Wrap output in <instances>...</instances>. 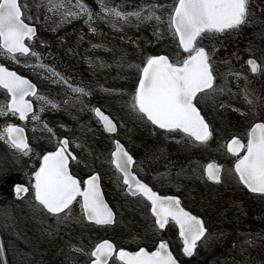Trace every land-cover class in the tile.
Here are the masks:
<instances>
[{"label": "rangeland", "instance_id": "obj_1", "mask_svg": "<svg viewBox=\"0 0 264 264\" xmlns=\"http://www.w3.org/2000/svg\"><path fill=\"white\" fill-rule=\"evenodd\" d=\"M46 2L47 0L21 1L27 21L37 26L36 38L29 45L40 54L41 62L64 77L67 83L58 81L47 71L24 67V57H19V62H14L0 55L1 63L27 76L36 84L39 93L46 96L48 101L58 104L55 108L50 104L45 106L34 98V111L39 114V120L33 121L30 115L22 124L29 127V145L32 149L29 155H23L0 139V169L10 170L18 182L25 179L30 171L33 162L31 154L36 152L40 145L58 143V139L63 136L72 143L80 162L89 161L95 156L101 163H105L113 138L94 118L92 109L96 106L110 112L115 119L118 126L115 138L122 139L124 143H131L133 138L142 139L143 119L130 107L134 94L133 86L139 71L137 66H142L146 57L156 54L169 55L170 60L175 62V54L182 53V50L176 47L178 42L167 29L169 8L156 9V14L165 21L163 23L155 19L137 20L135 17H129L125 22L114 16L101 18L104 13L101 12L97 0H82L93 13V32L85 24L87 16L65 19L63 13L66 9L47 11L42 6ZM105 3L109 8L119 6L123 12L139 11L143 7L142 15L147 16L150 11L147 5H171L173 0H105ZM249 6L256 10L254 15L259 24L258 33L264 35V0H249ZM70 9L77 11L71 6ZM252 14L250 12V15ZM206 42L208 39L203 40L201 46H205ZM261 44L264 48V37H261ZM66 49L70 50V53ZM261 58V74H264V56L261 55ZM27 62L35 64L37 61L35 57H29ZM227 63L218 59L217 66L223 67ZM231 69L240 75L244 74L241 68ZM222 74L224 80V72ZM240 81L237 78L233 82ZM248 84L246 81L244 87ZM75 87L84 88L90 94H74L70 89ZM240 87L243 86H238ZM7 99L6 92L0 89V104H4ZM247 120L244 115V121ZM244 121L241 120L239 124ZM12 123H18L17 116H0V130ZM45 124L47 128L44 127ZM212 145L218 147L215 140L200 145L197 153L199 158L191 163L187 161L193 165V168L190 165L187 167L194 174L203 165L204 158L214 154ZM179 149L185 155L192 151L190 143L184 140L179 142ZM89 164L95 166L97 162L90 161ZM75 167L81 166L76 162ZM109 178V174L104 177L107 189H110V184L106 181ZM234 184L236 185L226 171L218 186L225 189L229 187V192H232L236 190ZM213 190L219 191L217 185ZM9 191L10 186L0 187V224L5 245H13L12 241L36 242L38 233L30 226L41 225L35 228L46 233L44 238L51 239V264H87L91 258L88 253L92 246L102 239H111L118 249H132L137 246L153 248L158 240L165 239L173 253L182 257L181 243L175 226L169 224L166 230H157L144 204L125 195H105L116 214L115 223L94 226L84 221L78 202L72 205L67 219H58L41 212L35 202L33 203L32 195L15 198L12 191L9 195ZM197 197L200 206L193 207L192 210L203 217L207 234L206 238L198 242L194 255L184 259V264H264V196L246 194ZM189 200L186 201V206L192 205ZM215 224L217 226L212 227ZM24 225L27 228H24ZM55 248L59 250L57 256ZM27 254L28 252L21 254L19 264L30 263ZM10 262L17 264L14 255L11 256ZM109 264L119 262L113 258Z\"/></svg>", "mask_w": 264, "mask_h": 264}, {"label": "snow or ice", "instance_id": "obj_2", "mask_svg": "<svg viewBox=\"0 0 264 264\" xmlns=\"http://www.w3.org/2000/svg\"><path fill=\"white\" fill-rule=\"evenodd\" d=\"M97 2L104 13L101 18L114 16L125 22L129 17H135L137 20L155 19L163 23L165 21L156 14V9H170L167 13V29L178 42L176 47L182 53L175 54V62L170 60L169 55L157 54L146 57L142 66H137L141 74L130 107L140 118H146L161 130L183 133L186 137L205 144L211 138L212 132L197 104L201 99H213L224 94L225 89L217 84L218 76L213 69L210 55L201 46V42L236 31L248 22L249 0H173L171 5H147L150 9L147 16L142 15L143 7L139 11L123 12L119 6L109 8L105 0ZM42 6L47 11L66 9L63 13L65 19L85 15V24L95 31L91 27L93 13L82 0H47ZM70 6L77 11H71ZM25 20L24 10L18 0H0V55L14 62H19L18 58L24 57V67L47 71L58 81L67 83L64 77L42 63L40 54L26 43L35 40L37 29ZM112 26L115 27V24ZM29 57H35L37 62L28 63ZM247 63L252 73L259 70L254 59H249ZM0 89L5 90L8 97L4 104H0V116L11 114L26 121L31 114L32 120L38 121L39 114L33 110V104L28 97L35 98L42 105L58 107V104L48 101L46 96L39 93L36 85L29 79L4 65H0ZM70 90L82 96L90 94L84 88L75 87ZM244 94L247 102L253 104L248 99L247 89ZM43 110L42 107L41 111ZM92 111L102 122L106 132H116V125L109 116L99 108H93ZM44 127L47 128V125ZM0 139L25 156L32 151L23 127L6 125L0 130ZM68 143L66 138L59 141L56 150L44 154L38 170L34 171V183L30 181V187L34 193L35 206L58 219H67L72 205L78 202L88 221L101 226L114 223L113 211L101 192L99 175L90 176L83 182L82 187L81 181L71 173L69 162L76 157L67 152ZM227 151L237 157L234 171L239 181L250 192L264 195V123H255L250 128L246 144L233 138L227 145ZM241 151L244 152L242 156ZM111 157V164L120 174L128 192L150 202L157 230H166L171 222L182 243L183 256H193L198 242L206 238L207 229L203 220L181 207L178 198L161 196L149 185L141 182L131 171L135 163L133 156L119 141L115 142V151L111 153ZM220 171V167L214 163L206 166L208 177L216 182H220ZM4 186H10L17 198L29 192V187L19 183L10 170L0 169V187ZM88 255L92 257L91 264H109L113 258L119 264H179L169 249V243L163 239L154 250L139 247L137 251L120 249L118 252L113 243L105 240L97 244Z\"/></svg>", "mask_w": 264, "mask_h": 264}, {"label": "flooded vegetation", "instance_id": "obj_3", "mask_svg": "<svg viewBox=\"0 0 264 264\" xmlns=\"http://www.w3.org/2000/svg\"><path fill=\"white\" fill-rule=\"evenodd\" d=\"M20 4L22 6V3ZM249 8L250 12L253 14L248 16V22L236 31L222 34L215 39H208L206 45L203 46L206 51H208L213 64V69L218 76L217 84L224 87L225 92L222 95H217L213 99H201L197 104V107L201 111V115L204 116L212 132V136L207 142L215 140L218 144V147L212 145L213 148L211 149L214 154L204 158V163L199 167V171L194 174L188 169L187 165H190L193 168V165L189 163L196 161V159L199 158L197 154L198 147L204 144H200L199 142L186 137L183 133H169L161 130L157 126L152 125L151 122L147 121L145 118L143 119V130L141 131V134L143 135L142 139L138 138L137 140L133 138L131 139V143H124L122 139L115 138L116 133L118 132L117 126L116 133L111 135L113 140L109 149L108 160L105 163H101L95 156H90L91 158L89 161L80 162V157L73 149L72 143L69 142L67 137L63 136L69 142L67 152L76 157L75 160H70L69 162L70 171L81 181L82 187H84L83 182L90 176L98 174L100 177L99 184L103 195H125L131 200L142 202L146 211L152 217V222L154 224L150 202L146 201L141 196L131 195L128 192L127 187L123 184L120 174L116 172L114 166L111 164V153L115 151V141L120 140L124 145V149L134 158L135 163L131 168L132 173L136 175L141 182L149 185L153 191L157 192L159 195L178 197L181 201V205L191 212H194L192 210L193 207L197 208V206H200L197 195L247 194L264 196L261 194L250 193L245 190L234 171V164L237 157L227 151V145L233 138L239 139L241 143L246 144L247 132L250 128L255 123H264V74H261L263 67L261 55L264 56L261 37H264V35L258 33L259 24L256 21V15H254L256 10L252 6H249ZM66 51L70 53V50L66 49ZM218 59H221L223 62L226 61L229 64L227 63L225 66L219 67L217 66ZM249 59H254L259 65V70L256 73H252L251 68L248 65L247 61ZM231 68H241L244 74L239 76L230 75L229 73H238ZM222 72H224V80L222 79ZM243 75L246 79H243ZM139 77L140 71H138L136 81L134 82V91ZM237 78L241 81L238 83L233 82L234 79ZM252 79L254 80L252 81ZM246 81H248L249 84L244 87ZM238 86L243 87L238 88ZM245 89H247L248 92V99L253 101V104L251 105L245 99ZM29 100L34 102L33 97H29ZM218 104L223 106H219ZM94 108H99L106 112L116 123L110 112L99 106ZM244 115L248 118L246 122L244 121ZM93 116L101 127L100 121L95 117L94 112ZM241 120L244 122L239 124ZM26 121H21L18 118V123L15 124H19L25 129L27 141L29 143V127L27 128L25 125H22ZM63 137H60L58 142ZM183 140L188 141L192 147V151L189 155L182 154L179 149V142ZM57 146L58 143L40 145L37 151H34V153L31 154L30 157L33 162L30 166V171H28L26 178L19 182L26 187H29V192L24 193V195H32V197H34V193L30 187V181L34 183L33 173L35 170H38L39 164L42 161V156L49 151H55ZM88 151H92L93 153L98 152V150ZM243 154L244 152L241 151L240 155L242 156ZM90 161H96L97 165L93 166L89 164ZM187 161L189 163H187ZM76 162L80 164L81 167L76 168ZM210 163H214L220 167V182L222 181L224 173L228 171L232 182L236 183V185L234 184V187H236L237 191L233 190L232 192H229V187L226 189L221 188L218 186L220 182L208 178V175L206 174V166ZM106 174L110 175V178L106 180L107 183L110 184V189H107L104 184V177ZM216 185L219 191L213 190ZM224 189L226 190L225 192ZM188 199H190L188 202H192V205L186 206L185 203ZM39 210L47 215L53 216L48 214L46 210H41L40 208ZM169 224L172 223L169 222ZM34 226L40 227L41 225ZM215 226H217V224L212 227ZM35 227L30 226V228L34 229L33 231H35V233H38V237L35 240L36 242H34V240L12 241L11 244L13 245L7 246L5 245L4 240L5 251L10 264L12 255L15 256V261L19 264L22 259L20 256L23 252H28L27 259L30 263L27 264H51L50 260H52L53 254L51 239L44 238L47 236L46 233L37 230ZM24 228H27V226L24 225ZM0 230L3 231L1 224ZM47 231L48 230H46V232ZM138 247L141 246L134 247L131 250H135ZM58 253L59 250L56 249L55 255L57 256Z\"/></svg>", "mask_w": 264, "mask_h": 264}, {"label": "water", "instance_id": "obj_4", "mask_svg": "<svg viewBox=\"0 0 264 264\" xmlns=\"http://www.w3.org/2000/svg\"><path fill=\"white\" fill-rule=\"evenodd\" d=\"M32 26H34V25H32ZM35 27V26H34ZM0 65H3V64H0ZM24 77V76H23ZM26 78V77H25ZM28 79V78H27ZM139 82V81H138ZM137 86H138V83H137ZM136 86V87H137ZM105 114V113H104ZM105 115H107V114H105ZM101 122V121H100ZM101 124H102V122H101ZM102 126H103V124H102ZM20 127V126H19ZM104 128V127H103ZM105 130V129H104ZM62 140H64V138H62L60 141H62ZM116 142V141H115ZM120 143V142H119ZM121 144V143H120ZM122 145V144H121ZM235 166V165H234ZM207 173V172H206ZM90 178V177H89ZM88 178V179H89ZM247 189V188H246ZM248 190V189H247ZM249 191V190H248ZM102 192V191H101ZM250 192V191H249ZM103 195V194H102ZM23 196V194L21 195V197ZM14 197L15 198H17L16 196H15V194H14ZM172 197H175V196H172ZM103 198H104V195H103ZM177 198V197H176ZM104 200H105V198H104ZM105 202L107 203V201L105 200ZM107 205L109 206V204L107 203ZM110 207V206H109ZM182 207V206H181ZM111 208V207H110ZM186 210V209H185ZM113 211V210H112ZM186 211H188V210H186ZM190 212V211H189ZM191 213V212H190ZM113 214H114V212H113ZM193 214V213H192ZM193 215H195V216H197L198 218H200L201 219V217L200 216H198V215H196V214H193ZM85 218V217H84ZM85 220L86 221H88L86 218H85ZM114 220H115V214H114ZM88 222H90V221H88ZM93 223V222H92ZM113 224V223H112ZM111 225V224H110ZM105 240H108V239H104V240H101V241H99L97 244H99V243H102L103 241H105ZM109 242H111V243H113L112 241H110V240H108ZM96 244V245H97ZM95 245V246H96ZM114 245V244H113ZM156 246H158V244L156 245ZM95 248V247H94ZM170 249V248H169ZM182 249V248H181ZM124 250H126V249H124ZM138 250V249H137ZM137 250H135V251H137ZM152 250H154V248L152 249ZM126 251H129V250H126ZM171 251V250H170ZM0 263L1 264H9V261H8V258H7V255H6V252H5V248H4V242H3V237H2V234H1V232H0ZM89 264H91V262L89 263ZM179 264H182V263H180L179 262Z\"/></svg>", "mask_w": 264, "mask_h": 264}, {"label": "trees", "instance_id": "obj_5", "mask_svg": "<svg viewBox=\"0 0 264 264\" xmlns=\"http://www.w3.org/2000/svg\"><path fill=\"white\" fill-rule=\"evenodd\" d=\"M9 195H11V191H9ZM207 228V227H206ZM182 263H185L184 262V258L183 257H181V259H179Z\"/></svg>", "mask_w": 264, "mask_h": 264}]
</instances>
